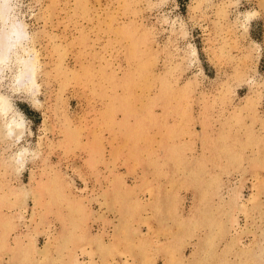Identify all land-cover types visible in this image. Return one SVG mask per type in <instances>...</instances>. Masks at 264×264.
<instances>
[{
	"label": "rangeland",
	"instance_id": "obj_1",
	"mask_svg": "<svg viewBox=\"0 0 264 264\" xmlns=\"http://www.w3.org/2000/svg\"><path fill=\"white\" fill-rule=\"evenodd\" d=\"M3 53L0 264H264V0H0Z\"/></svg>",
	"mask_w": 264,
	"mask_h": 264
},
{
	"label": "bare ground",
	"instance_id": "obj_2",
	"mask_svg": "<svg viewBox=\"0 0 264 264\" xmlns=\"http://www.w3.org/2000/svg\"><path fill=\"white\" fill-rule=\"evenodd\" d=\"M10 32H11V31H10ZM12 32H13V31H12ZM9 37L12 39L13 36H12L11 33H9ZM10 44H12V43L10 42ZM12 45H13V44H12ZM9 46H10V45H9ZM9 46H8V47H9ZM9 48H10V47H9ZM7 50H8V49H7ZM3 54H4V53H3ZM5 55H6V54H4L3 56L0 57V61H1V60H4L3 58H5V57L7 56V55H6V56H5ZM25 66H26V64H25ZM28 68H29V65H28ZM28 68H27V70H28ZM22 78H23V77H22ZM30 79H31V78H30ZM21 80H22V79H21ZM22 82H23V81H22Z\"/></svg>",
	"mask_w": 264,
	"mask_h": 264
}]
</instances>
